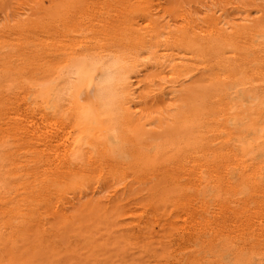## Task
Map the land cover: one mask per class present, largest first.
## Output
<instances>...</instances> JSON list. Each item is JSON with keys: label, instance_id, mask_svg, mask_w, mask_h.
Masks as SVG:
<instances>
[{"label": "rangeland", "instance_id": "374dc122", "mask_svg": "<svg viewBox=\"0 0 264 264\" xmlns=\"http://www.w3.org/2000/svg\"><path fill=\"white\" fill-rule=\"evenodd\" d=\"M220 16L264 27V0H0V264L264 263V199L254 184L264 156L243 169L223 154L220 100L224 74L236 73L243 56L261 70L264 50H252L244 36L220 61L219 49L172 41L188 21L204 36ZM107 34H152L167 54L164 64H176L152 66L151 42L131 51L139 58L130 82L133 120L149 119L164 134H125V157L101 160L91 151L88 164L70 172L54 140L62 123L52 114L39 119L22 95L31 74L50 68L44 53ZM244 111L242 125L253 122L254 111ZM200 170L207 182L198 186Z\"/></svg>", "mask_w": 264, "mask_h": 264}, {"label": "bare ground", "instance_id": "6f19581e", "mask_svg": "<svg viewBox=\"0 0 264 264\" xmlns=\"http://www.w3.org/2000/svg\"><path fill=\"white\" fill-rule=\"evenodd\" d=\"M234 8L237 7L234 5ZM248 19L249 18L247 17H242L238 19L239 21L233 20L232 22H226L221 16L214 17L209 21L210 28L203 33L204 36H199L197 34L198 27L197 25L192 24L190 20L177 29L179 33L178 35L172 36L174 37L172 41H182L184 44L199 48L211 47L213 49H219L217 56L220 61H228L224 56L225 49L227 47L235 48L234 45H236V39L240 37L247 36L250 38V47L252 50H264V27L259 26V23L257 22L252 25L247 24L248 22L250 23ZM106 26L101 27L103 28V31ZM110 26L113 27V23ZM181 28H185L187 32L184 33L183 31L184 34L181 33ZM99 31L100 33L102 32L101 29ZM156 33H158V31ZM109 35L110 36L107 34V36H104L102 39L79 40L71 43L63 50L56 49L51 53H44V56L50 62V68L47 71H40L36 75L31 74L29 87L25 90L24 95H22L23 102L28 106H26V109L29 108L30 111L35 112L36 116H39V119H45L48 114H52L62 123L60 132L56 133L54 140L56 141L55 143H57L55 146H58V150H60V160L70 172L76 168H80L85 162L87 163L92 157V155L90 156L91 151L96 152L101 160L110 159L115 161V157L120 156L122 153V146L131 141L125 134L135 135L136 138L138 137L140 140L146 137H151L152 134H156L155 137L160 133L162 134L159 136L164 134L161 125H158L156 129L151 130L150 128L152 127L151 125L153 122L149 119L142 122L133 120V91H131L130 82L132 77L135 76L133 74L135 72L137 73L135 68L137 66L136 62L139 58L135 59L132 56L131 51L135 47L144 46L146 42H151L150 44L156 47L151 50V53L149 52L148 54H145L147 60L151 62L152 66L157 68H164L167 66L175 68L176 64H164L166 62L164 56L167 54L160 51L159 46L161 45L159 44V41L158 43L151 41L152 34H150V37L148 36V38H146L145 35L131 37L130 35L123 34L120 38H116L113 36L114 34ZM246 57H240L238 59L240 62L234 65L236 66L234 69L237 72L246 73L249 77L252 76V79L250 78L251 80L248 83L247 81L238 78L236 75L237 72L232 76L224 74L223 79L220 81L222 94L225 95V98L224 95L220 97L221 106L223 107V111L225 110V112H223L224 121L222 130L226 132L227 138L224 141L223 154L228 155L231 160H233L235 163L234 166L242 167L243 169L250 165L249 161L254 157L264 156V114H259L257 107V105L264 107V68L261 70H253L252 67L247 66V63L250 61ZM158 74L159 76L163 74L162 69ZM203 75L202 78L204 77ZM226 85L227 87L224 88ZM162 92V87H159V93ZM144 96L147 97L149 95L146 94ZM255 102L257 103L255 106H247V103L251 105ZM175 104H177V102ZM243 104H246L245 109H243L244 107L242 108ZM179 106L180 105H178V107ZM189 107L191 108V106ZM235 108L241 112L236 111ZM244 110L254 111L253 113L255 116L252 118L254 119V121L252 120L253 122L248 124H245V122V125H242L244 116L241 114ZM190 111L191 110H189V112ZM48 117L50 116L48 115ZM56 118H54V120ZM245 119L247 118L245 117ZM186 125L188 126L187 123ZM155 137L153 136V139ZM207 151L209 152V150ZM57 156H59V154ZM259 161L255 167L254 184L259 188V191L261 192L260 195H262V199H264V182L261 180V178L264 177V161H261V159ZM200 173L196 177L198 186L207 182V179H205L202 173ZM226 173L227 172H225L224 175L228 174ZM225 181H228L227 177H225ZM210 261L212 260L210 259Z\"/></svg>", "mask_w": 264, "mask_h": 264}]
</instances>
